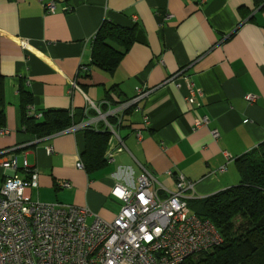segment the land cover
I'll list each match as a JSON object with an SVG mask.
<instances>
[{
	"label": "crops",
	"instance_id": "crops-1",
	"mask_svg": "<svg viewBox=\"0 0 264 264\" xmlns=\"http://www.w3.org/2000/svg\"><path fill=\"white\" fill-rule=\"evenodd\" d=\"M104 21L135 30L112 71L91 62ZM140 88L148 94L120 123L107 118L124 150L100 169L77 168L85 130L106 131L91 104L104 114ZM60 110L71 118L65 129H25L24 119L40 124ZM0 112V129L9 131L0 134V163L15 155L24 177L25 156L38 175L33 201L86 207L111 221L121 207L111 189H133L143 169L170 190L182 174L193 184L188 200L235 186L236 159L264 141V0H0ZM115 143L109 134L106 150ZM10 176L0 164V187Z\"/></svg>",
	"mask_w": 264,
	"mask_h": 264
},
{
	"label": "built area",
	"instance_id": "built-area-1",
	"mask_svg": "<svg viewBox=\"0 0 264 264\" xmlns=\"http://www.w3.org/2000/svg\"><path fill=\"white\" fill-rule=\"evenodd\" d=\"M68 10L67 6L65 11ZM47 11H55L53 1L47 4ZM190 85L186 100L193 103L195 93ZM71 86L76 87V83ZM147 94L148 90L140 88L135 97L104 114L100 106L91 104L98 114L96 120H104V129L116 142L106 150V162H112L115 154L125 148L116 126L107 121L108 116H116L120 123V114ZM205 124L207 119L203 118L195 122V127ZM7 133L0 129V134ZM212 136L217 138L218 131L212 130ZM0 164L13 172L0 187V264H179L223 242L214 224L198 217L189 207L187 192L193 184L182 174L176 176L172 190L164 188L147 169L142 170L133 189L116 184L111 195L121 202V207L111 221H106L86 207L31 200L28 190L37 187L38 175L25 156L24 177L16 174L15 155ZM76 166L84 167L80 160ZM88 216H93L91 222Z\"/></svg>",
	"mask_w": 264,
	"mask_h": 264
},
{
	"label": "trees",
	"instance_id": "trees-1",
	"mask_svg": "<svg viewBox=\"0 0 264 264\" xmlns=\"http://www.w3.org/2000/svg\"><path fill=\"white\" fill-rule=\"evenodd\" d=\"M134 33V27L104 21L92 41V64L107 71L115 69L135 41ZM44 118L40 124L31 118L24 119L25 129L43 135L71 124L66 111H48ZM85 131L83 169L91 172L105 165L109 134ZM236 164L241 177L239 184L204 198L188 200L198 217L214 224L223 238L222 244L189 256L179 264H264V141L237 158ZM236 219H240L238 224H235Z\"/></svg>",
	"mask_w": 264,
	"mask_h": 264
},
{
	"label": "rangeland",
	"instance_id": "rangeland-1",
	"mask_svg": "<svg viewBox=\"0 0 264 264\" xmlns=\"http://www.w3.org/2000/svg\"><path fill=\"white\" fill-rule=\"evenodd\" d=\"M239 221H240V219H236V220H235V224H238Z\"/></svg>",
	"mask_w": 264,
	"mask_h": 264
}]
</instances>
